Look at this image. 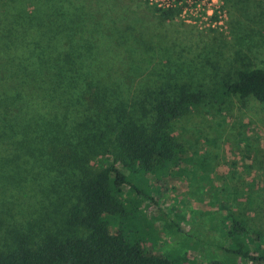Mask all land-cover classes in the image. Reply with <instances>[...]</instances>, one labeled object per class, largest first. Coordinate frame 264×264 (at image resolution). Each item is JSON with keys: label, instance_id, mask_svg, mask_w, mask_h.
<instances>
[{"label": "trees", "instance_id": "trees-1", "mask_svg": "<svg viewBox=\"0 0 264 264\" xmlns=\"http://www.w3.org/2000/svg\"><path fill=\"white\" fill-rule=\"evenodd\" d=\"M43 1L0 0V264H185L144 247L158 240L162 182L189 164L175 123L230 98L264 103V69L209 92L130 85L97 67L89 39L76 42L75 24ZM153 11L169 19L182 7ZM226 204L228 256L208 264H264V231Z\"/></svg>", "mask_w": 264, "mask_h": 264}, {"label": "rangeland", "instance_id": "rangeland-1", "mask_svg": "<svg viewBox=\"0 0 264 264\" xmlns=\"http://www.w3.org/2000/svg\"><path fill=\"white\" fill-rule=\"evenodd\" d=\"M43 3L48 10L55 4L68 30L75 24L76 42L89 39L97 67L130 85L190 83L209 92L240 70L264 69L263 0H190L169 19L149 0ZM175 130L189 164L161 184L154 207L158 240L144 245L146 255L176 252L185 264L221 261L228 241L220 204L228 202L252 230L264 231V103L230 98L219 112L206 105Z\"/></svg>", "mask_w": 264, "mask_h": 264}, {"label": "built area", "instance_id": "built-area-1", "mask_svg": "<svg viewBox=\"0 0 264 264\" xmlns=\"http://www.w3.org/2000/svg\"><path fill=\"white\" fill-rule=\"evenodd\" d=\"M190 0H149L150 4L156 5L161 9L165 8H178L184 2H189Z\"/></svg>", "mask_w": 264, "mask_h": 264}]
</instances>
